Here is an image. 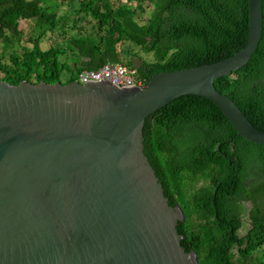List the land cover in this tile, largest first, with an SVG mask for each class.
Here are the masks:
<instances>
[{"label":"water","instance_id":"water-1","mask_svg":"<svg viewBox=\"0 0 264 264\" xmlns=\"http://www.w3.org/2000/svg\"><path fill=\"white\" fill-rule=\"evenodd\" d=\"M250 17L248 45L234 56L154 75L144 89L0 81V264H200L183 247V208L145 155L144 127L194 96L264 146V132L215 88L261 46L263 0H250Z\"/></svg>","mask_w":264,"mask_h":264},{"label":"trees","instance_id":"trees-1","mask_svg":"<svg viewBox=\"0 0 264 264\" xmlns=\"http://www.w3.org/2000/svg\"><path fill=\"white\" fill-rule=\"evenodd\" d=\"M67 2L73 18H59ZM144 4L150 10L140 20ZM22 21L35 24V38L19 52ZM250 26V0H0V52L14 50L11 62H0V81L56 83L67 70L69 84L120 65L147 83L225 61L248 45ZM57 32L62 42L43 49ZM215 88L264 132V38L251 63ZM144 138L166 197L184 210L178 229L187 252L200 264H264V146L238 136L215 104L194 96L147 118Z\"/></svg>","mask_w":264,"mask_h":264},{"label":"rangeland","instance_id":"rangeland-1","mask_svg":"<svg viewBox=\"0 0 264 264\" xmlns=\"http://www.w3.org/2000/svg\"><path fill=\"white\" fill-rule=\"evenodd\" d=\"M60 1L62 2L63 0H60ZM124 3H126V0H124ZM63 6L64 7H61V10L59 11V16H60L59 18L71 16V11H72V7H73L72 3L71 2H67ZM133 7H137V5L133 4ZM149 8L150 7H148L147 5L144 4L143 9H144L145 13H140V14L137 15V17L140 20H144L145 18H147L148 17L147 16L148 15V11L150 10ZM71 17L73 18V15ZM70 25H71V23H70ZM34 27H35V24L33 22H24V21H22L20 23V28L19 29H20V31L22 33L20 43H21L22 47H20V48L16 47V50L18 49L19 52H22L23 48L32 47L30 40L35 38L34 33H33L34 32L33 31ZM62 39H63V37H61V35H59L58 32L55 33V35H50L49 34L46 37V42H44L42 44V47H43V49H46L47 47H49L51 45H56L57 43H61ZM7 50L8 49L5 47L0 52V62L3 61L4 57L6 58L7 62H11V55L14 53V50H8V51ZM72 76H74V73H72L71 71H67L66 70V71H64L61 74L60 82H62L63 84H66L67 82L70 81ZM250 208H252V207H250ZM244 219H245V223L249 224V226H250L251 223H250L249 216L248 215L245 216ZM245 232H247V231H245V230L241 231L240 234L244 235Z\"/></svg>","mask_w":264,"mask_h":264},{"label":"built area","instance_id":"built-area-1","mask_svg":"<svg viewBox=\"0 0 264 264\" xmlns=\"http://www.w3.org/2000/svg\"><path fill=\"white\" fill-rule=\"evenodd\" d=\"M138 71L120 65H107L99 71H85L78 76L79 83L86 85L91 82H110L120 88H142L144 82L139 78Z\"/></svg>","mask_w":264,"mask_h":264},{"label":"flooded vegetation","instance_id":"flooded-vegetation-1","mask_svg":"<svg viewBox=\"0 0 264 264\" xmlns=\"http://www.w3.org/2000/svg\"><path fill=\"white\" fill-rule=\"evenodd\" d=\"M233 161H234V160H233ZM234 162H235V161H234ZM202 186H204V183H201V184L199 185V187H202ZM248 206L253 207V202H252V201H249V202H248ZM242 223L245 224V225L242 226V228H241L240 231H244V230H245V231L248 232L249 228H245V226L249 227V224L245 223V219H244V218H242ZM247 232H245V233H247Z\"/></svg>","mask_w":264,"mask_h":264},{"label":"clouds","instance_id":"clouds-1","mask_svg":"<svg viewBox=\"0 0 264 264\" xmlns=\"http://www.w3.org/2000/svg\"><path fill=\"white\" fill-rule=\"evenodd\" d=\"M127 68V67H126ZM129 69V68H128ZM134 70H136V69H134ZM138 71V70H137ZM140 78V77H139ZM77 81H78V79H77ZM79 82V81H78ZM144 82V86L141 88V89H144L145 88V85L147 84V83H145V81H143ZM138 88H140V87H138Z\"/></svg>","mask_w":264,"mask_h":264}]
</instances>
